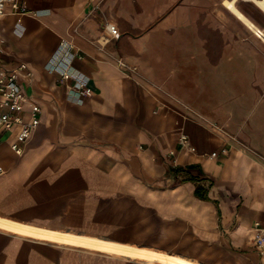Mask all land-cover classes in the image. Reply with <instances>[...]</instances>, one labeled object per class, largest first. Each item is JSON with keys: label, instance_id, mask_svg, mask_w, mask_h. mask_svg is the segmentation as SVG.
I'll return each mask as SVG.
<instances>
[{"label": "crops", "instance_id": "crops-1", "mask_svg": "<svg viewBox=\"0 0 264 264\" xmlns=\"http://www.w3.org/2000/svg\"><path fill=\"white\" fill-rule=\"evenodd\" d=\"M21 2L0 17V67L27 65L20 85L39 125L21 156L0 133V264H202L131 244L173 229L227 261L212 264H264L253 244L264 41L225 3L263 36L264 11L252 0ZM75 81L92 91L82 103Z\"/></svg>", "mask_w": 264, "mask_h": 264}, {"label": "built area", "instance_id": "built-area-1", "mask_svg": "<svg viewBox=\"0 0 264 264\" xmlns=\"http://www.w3.org/2000/svg\"><path fill=\"white\" fill-rule=\"evenodd\" d=\"M7 5L16 13H23L25 10L21 0H0V17L4 15ZM107 32L111 37L118 35L113 25H107ZM30 78L31 72L24 63L11 70L0 67V133L13 135L10 149L17 156L22 155L26 143L39 125L40 110L25 96L20 85L21 81L29 82ZM63 79L67 80L68 77L64 76ZM68 88L78 103H82L83 98L92 95L86 81H75L74 85ZM181 141L185 143V137H182ZM191 151L193 152L194 149ZM253 230V244L261 254L264 250V228L259 223H255Z\"/></svg>", "mask_w": 264, "mask_h": 264}, {"label": "rangeland", "instance_id": "rangeland-1", "mask_svg": "<svg viewBox=\"0 0 264 264\" xmlns=\"http://www.w3.org/2000/svg\"><path fill=\"white\" fill-rule=\"evenodd\" d=\"M252 5V4H251ZM256 9V8H255ZM256 17L264 23V15L259 12V10H255ZM159 229L158 225L156 224V229ZM184 234L179 229L172 230V238L164 239L162 234L160 236H156L153 240H142L138 243H131L135 244L138 247L149 246L153 247L158 250H163L166 252H170L173 254L183 255L190 259L196 260L202 264H212V262L217 260H222L224 263L227 262L226 258H220L214 253L207 251L205 249L200 248L195 244V242L191 239L183 238ZM130 244V243H128ZM107 256V264H150V263H143L141 261L133 260V259H125L120 258L118 256ZM116 257V258H115ZM116 259V260H115Z\"/></svg>", "mask_w": 264, "mask_h": 264}, {"label": "bare ground", "instance_id": "bare-ground-1", "mask_svg": "<svg viewBox=\"0 0 264 264\" xmlns=\"http://www.w3.org/2000/svg\"><path fill=\"white\" fill-rule=\"evenodd\" d=\"M256 6L264 11V0H252ZM225 6L232 11L257 37L264 41L263 34L249 21H247L237 10L234 8L233 3L226 2Z\"/></svg>", "mask_w": 264, "mask_h": 264}]
</instances>
